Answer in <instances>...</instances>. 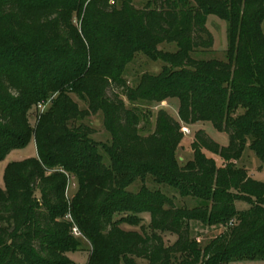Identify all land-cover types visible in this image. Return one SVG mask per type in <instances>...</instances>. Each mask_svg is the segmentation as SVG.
Listing matches in <instances>:
<instances>
[{
	"label": "trees",
	"instance_id": "trees-1",
	"mask_svg": "<svg viewBox=\"0 0 264 264\" xmlns=\"http://www.w3.org/2000/svg\"><path fill=\"white\" fill-rule=\"evenodd\" d=\"M135 1L0 0V162L32 139L38 152L6 168L0 264H73L69 254L84 240L88 264L264 260V183L237 165L249 145L264 170V0H140L141 8ZM210 15L229 25L225 61L195 57L215 52ZM140 54L163 66L134 88L124 74ZM170 99L180 101L179 120L160 110L152 130L138 104ZM100 114L107 143L96 142L87 123ZM206 122L228 134L230 145L201 130L194 160L181 166L184 125ZM148 177L184 198L211 201V209L178 208L147 186L130 191ZM71 180L78 191L70 200ZM237 202L250 207L238 210ZM192 221L224 230L202 247ZM166 234L177 240L168 245Z\"/></svg>",
	"mask_w": 264,
	"mask_h": 264
},
{
	"label": "rangeland",
	"instance_id": "rangeland-1",
	"mask_svg": "<svg viewBox=\"0 0 264 264\" xmlns=\"http://www.w3.org/2000/svg\"><path fill=\"white\" fill-rule=\"evenodd\" d=\"M145 2L140 0L135 1V5L138 8L143 7ZM207 27L214 36L215 39V48L214 54L212 55H203L195 57L197 58H215L222 61L226 60V51L229 48V39H228V29L229 25L227 22L221 20L216 15H210L208 17ZM264 31V23L262 25ZM161 49L175 53L177 51L176 45H168L164 44L161 46ZM163 63L161 61H151L145 55H138L136 56L135 60L128 65L125 71V78L129 86L136 87L140 81V78L145 73H151L157 75L161 72ZM117 93L124 99L125 95L122 90H117ZM79 102V105L82 109L87 108V105L76 99ZM141 109H143L146 113H149L148 118L152 120V130L155 128V119L160 110L167 111L172 117L176 120H179V107L180 101L178 99H170L164 103H148V102H140L138 104ZM47 109V108H46ZM30 122L32 126L36 124V117L37 111L36 108L29 115ZM87 123L90 124L95 134L93 135V139L98 143H107L110 140V135L106 132L104 125H103V117L102 115H97L93 118L87 120ZM188 132L185 133V138L182 144L180 145L177 156L181 163V166H185L189 162L194 160V153L192 151V143L195 140V136L197 132L203 130L205 131L215 142H217L222 147H228L230 145V138L229 135L218 131L212 123H198L195 125L187 126L184 125V130ZM185 132V131H184ZM144 136H148V133H144ZM208 154V153H207ZM211 156V154H208ZM37 146L35 140L32 139L30 143L22 149H16L9 152L5 158L0 162V188L5 189V171L9 164L15 162H22L24 160L30 158H37ZM217 164L219 167L224 165L223 160L218 157L214 156ZM239 167H244L249 170L252 178L258 182L264 183V170H261L262 162L261 160L255 155L253 151L250 150L249 145L247 146L242 158L237 162ZM142 186H147L150 190H161L165 193L168 197L172 198L176 207L184 209V210H194V209H211L212 202L206 201L200 198H184L182 197L177 191L173 188L166 186V185H159L157 184L152 177H148L146 181H138L130 187V191L138 192ZM78 191V184L75 180L70 181L69 188L67 190V195L69 199H73L72 197ZM236 207L238 210H245L248 209L250 206L244 202H237ZM119 218L120 216H116ZM144 225L149 226L150 224V214H144ZM191 227V235L193 238L197 239V243H199L202 247L208 245L212 242L219 234H221L224 230L222 226H208L204 225L199 221H192L190 223ZM124 230L134 231L141 233L142 229L140 227H129L127 225L122 226ZM148 233L150 230L148 229ZM166 243L171 245L177 240L176 236H172L170 234L165 235ZM82 250L72 252L69 254L70 259L73 261V264H88L90 258V249L91 246L85 240L82 244ZM231 264H264L263 261L258 262H234Z\"/></svg>",
	"mask_w": 264,
	"mask_h": 264
},
{
	"label": "built area",
	"instance_id": "built-area-1",
	"mask_svg": "<svg viewBox=\"0 0 264 264\" xmlns=\"http://www.w3.org/2000/svg\"><path fill=\"white\" fill-rule=\"evenodd\" d=\"M51 101H49L48 103L46 104H41L39 105L38 107V110L40 111H44L49 105H50ZM188 132L187 129L185 130V133ZM68 219L72 220V218L70 216H68ZM73 235L76 237V238H83V235L82 233L80 232V230L78 229L77 226H74L73 227V231H72Z\"/></svg>",
	"mask_w": 264,
	"mask_h": 264
}]
</instances>
